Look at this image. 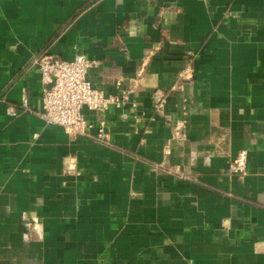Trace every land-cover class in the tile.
<instances>
[{
    "label": "crops",
    "instance_id": "1",
    "mask_svg": "<svg viewBox=\"0 0 264 264\" xmlns=\"http://www.w3.org/2000/svg\"><path fill=\"white\" fill-rule=\"evenodd\" d=\"M44 51L131 92L113 148L37 116ZM0 264H264V0H0Z\"/></svg>",
    "mask_w": 264,
    "mask_h": 264
},
{
    "label": "built area",
    "instance_id": "2",
    "mask_svg": "<svg viewBox=\"0 0 264 264\" xmlns=\"http://www.w3.org/2000/svg\"><path fill=\"white\" fill-rule=\"evenodd\" d=\"M41 74L42 104L37 116L47 125L62 127L72 139L90 140L96 144L113 148L110 127L105 119L97 124L90 122L84 110L106 113L114 109L120 113V119H129V113L138 110V104L131 99V92L108 93L97 89L89 78L91 69L97 66L95 61L83 54H77L73 60L66 61L58 55L41 52L31 62ZM166 105V94L157 92L154 97L151 121L156 122ZM30 112L26 95H23L21 107L8 105V114L18 117L21 112ZM136 117V116H135ZM185 121H175L172 125L174 136L185 139ZM96 130V133L93 131ZM247 151L239 152L230 163V171L239 178L247 176Z\"/></svg>",
    "mask_w": 264,
    "mask_h": 264
}]
</instances>
